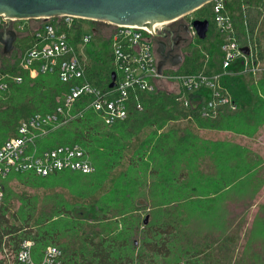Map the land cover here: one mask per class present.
<instances>
[{
	"label": "trees",
	"instance_id": "trees-1",
	"mask_svg": "<svg viewBox=\"0 0 264 264\" xmlns=\"http://www.w3.org/2000/svg\"><path fill=\"white\" fill-rule=\"evenodd\" d=\"M249 1L260 3L263 0ZM201 7L206 8L209 22L205 37L199 39L209 54L207 72L221 74L220 82L232 94L237 108L223 110L216 118L205 119L200 117L197 105H192L190 113L193 117L184 130H160L167 122L186 118L188 112L178 106L173 92L157 89L139 92L142 109L132 106L126 119L112 125L105 124L88 108L82 116L50 131L38 141L41 147L78 143L90 154L95 171L63 170L45 176L32 171L11 172L3 182L4 197L0 203V264H20L14 255L24 239L33 241L35 261L41 258L47 245H55L62 252L63 264H159L156 259L170 257L172 245L185 238V232L191 234V230L192 237L197 235V240L188 239L184 258L175 264H227L232 247L238 243L241 234L249 241L264 234V158L238 139H227L232 135L252 137L264 126V75L255 84L251 78L235 73L238 62L222 67V38L210 19L209 2ZM235 10L232 9L234 24L241 33V13ZM261 40H264V32ZM24 43L26 39L21 36L14 42L11 53L4 55L0 49V66L22 77L20 83L11 85L10 95L0 98V145L21 119L37 112H52L70 87L69 83L60 81L56 73L30 78L27 71L17 69L18 51ZM86 54L88 78L94 84L106 87L112 72L109 41L102 33H95L86 47ZM199 57L196 51L186 56L181 70H196ZM12 59L14 62L8 63ZM209 93L201 90L198 94L206 99ZM189 97L195 101V93ZM87 100V97H81L75 102L76 108L82 109ZM138 136L142 140L135 143V152L127 156L130 143ZM124 160L126 169L120 173L119 184L115 183L106 196L94 204L79 207V215L66 208L58 213L69 220L76 217L89 221L107 220L111 216L117 224L125 226L122 236L113 232L88 233L84 237L86 247L77 251L70 243L66 242V247L59 245L61 229L54 222L48 223L51 216L41 219L36 226L31 224L35 205L29 196L23 197L24 216L15 212L9 214L11 200L6 196V188L13 177L20 178L22 184H33L65 173L96 175L97 181L87 195L90 196L101 188L109 172L122 165ZM139 170L141 176H138ZM129 171L137 173L136 176H130ZM237 192L240 197L232 200ZM109 197L117 202L124 197L123 207L125 212L132 214V220L126 219L125 212H113ZM234 205L241 209L240 213L233 212ZM135 212L150 216L144 221L133 215ZM196 214L205 215L212 229L220 233L202 235L196 224ZM131 236L139 239L138 247L133 250L128 247L134 244L135 238L131 240ZM262 243L263 240L259 244ZM3 248L10 255V261L6 260ZM263 254L258 253V257Z\"/></svg>",
	"mask_w": 264,
	"mask_h": 264
},
{
	"label": "built area",
	"instance_id": "built-area-1",
	"mask_svg": "<svg viewBox=\"0 0 264 264\" xmlns=\"http://www.w3.org/2000/svg\"><path fill=\"white\" fill-rule=\"evenodd\" d=\"M232 9L241 13V33L234 24ZM209 12L214 28L222 38V67L227 68L238 62L235 73L251 78L257 84L264 75V40H261L264 32V0L260 3L249 0H211ZM191 14L143 27L71 14L21 19L0 13V31L8 25L7 28L15 32L16 39L21 36L26 39L17 69L27 71L30 78L56 73L60 81L70 84L62 102L52 112H37L21 119L0 145V203L4 197L3 182L11 172L32 171L45 176L63 170L81 173L95 171L90 154L80 144L43 148L38 142L50 131L82 116L88 108L97 113L105 124L112 125L126 119L132 106L142 109L138 100L139 92L166 89L175 94L174 100L178 106L188 112L186 119L193 117L190 113L192 105H197L200 117L205 119L216 118L223 110L234 111L237 103L222 86L221 74L207 72L209 54L199 42L193 24L194 20H207V10L204 7L199 15ZM179 20L187 29L190 47L200 56L199 67L194 71L181 70L184 59L182 53L179 63H164L161 69L158 68L160 58L155 53L153 37L163 31L165 25ZM97 32L109 41L111 73H114V78L110 76L109 81L113 83L112 86L100 87L86 73L89 66L86 47ZM21 81L19 74L0 66V98H6L11 85ZM201 90H208L209 97L205 99L202 94L199 95ZM191 93H195V101L190 99ZM81 97H87L88 100L79 109L75 102ZM3 253L6 260L10 261L5 248ZM14 256L20 264H63L62 252L55 245H47L41 252V258L35 261L33 241L30 239L20 243Z\"/></svg>",
	"mask_w": 264,
	"mask_h": 264
},
{
	"label": "rangeland",
	"instance_id": "rangeland-1",
	"mask_svg": "<svg viewBox=\"0 0 264 264\" xmlns=\"http://www.w3.org/2000/svg\"><path fill=\"white\" fill-rule=\"evenodd\" d=\"M204 8V7H203ZM203 8L199 7L196 10H193L189 14L191 15H199ZM186 16V15H185ZM34 22V21H32ZM190 40L188 39L183 44L182 54L184 58L186 56L192 55L195 51L189 45ZM186 47H189L185 49ZM22 50L18 51L17 61L21 56ZM14 62V60H9L8 63ZM10 95V94H9ZM8 96V95H7ZM190 124V119L180 118L178 120L170 121L164 124L160 128V130H166L167 128H172L173 130H177L181 132ZM202 130V129H201ZM200 134V133H199ZM144 138V137H143ZM227 139H238L241 144L247 145L256 151L259 155L264 158V126H262L258 132L252 137H246L241 135H232ZM141 137H135L133 141L130 143V147L127 151V156L132 155L135 151V143L140 142ZM141 168V167H140ZM126 169V161L124 160L122 165L117 166L115 169L109 172L107 178L103 179V185L99 188L93 195L87 196L89 194V190L93 187V183L97 180L94 176H84V175H75V174H60L58 176H52L50 178L44 180H38L33 184H22L20 178L13 177L7 182L6 188V196H8L9 200H11L10 204V215L15 212L18 216H24V208L22 207L24 204V196H29L32 199L35 208L32 210L33 221L32 225L36 226L39 224L38 222L45 217L51 216L48 223L56 224L61 230L60 236V244L61 246L66 247V242L70 243L77 251L83 250L86 247V243L84 237L86 234L91 233H103L109 234L113 232L114 235L122 236L125 231L124 225L117 224L113 219V217L108 216L107 220H81L76 217V219L69 220L68 217H63L62 214H58L62 209H70L75 214H78L80 210L79 207H84V205L94 204L101 197H104L108 194L111 188L115 185V183L119 184L121 172ZM139 169V168H138ZM138 176L142 175L141 170L137 171ZM99 173V172H98ZM137 173H133L129 171V175L135 177ZM149 179V176H148ZM31 185V186H29ZM8 189V190H7ZM234 193V196L231 198L232 200L238 199L240 194ZM135 196V194L133 195ZM139 197V195L137 196ZM123 199H118V202L112 200L109 197V201L111 203L113 212L123 213L126 209L123 207ZM260 198V197H259ZM257 201H261L259 199ZM240 200V199H239ZM238 200V201H239ZM133 204V202H131ZM234 213H240L241 209L237 208L235 205L233 207ZM204 213H202L203 215ZM126 219L132 220L130 212H125ZM133 215H138L141 220L147 221L149 218V214L146 215L144 212L139 214L135 212ZM196 224L197 227L202 230V235L206 233L216 234L220 233L216 229H212V225L207 221L206 216H201V214H196ZM239 218V216L237 217ZM37 221V222H36ZM118 221V220H116ZM58 223V224H57ZM19 224V223H18ZM259 228V227H256ZM185 232V231H184ZM190 233L185 232V238H180L174 245H172V254L167 259L157 258L159 264H175L179 260L184 258V248L187 247L186 243L188 239L193 238V241L196 242L197 235L192 237V230ZM255 234V233H254ZM201 235V237H202ZM241 237V236H240ZM135 236H131V240H133ZM264 242V234L262 236H257L249 241V238L244 237L240 239L238 245L232 247L231 256L228 258L227 264H249L251 262H258V264H264L262 261H258L255 258H258V253H264V243L259 244L260 241ZM134 244H129V250H133L134 247L137 248L139 245V239L135 238L133 240Z\"/></svg>",
	"mask_w": 264,
	"mask_h": 264
},
{
	"label": "water",
	"instance_id": "water-1",
	"mask_svg": "<svg viewBox=\"0 0 264 264\" xmlns=\"http://www.w3.org/2000/svg\"><path fill=\"white\" fill-rule=\"evenodd\" d=\"M211 0H0V13L21 19L47 18L59 14H71L85 18L106 20L115 24L151 27L154 23L169 21L198 9ZM199 38L208 30L207 20L193 22ZM6 25L0 31L2 54L11 53L16 34ZM162 44L157 52L161 55L158 68L164 64ZM181 60L180 55L172 64ZM114 78V73H111ZM112 82L108 86H112Z\"/></svg>",
	"mask_w": 264,
	"mask_h": 264
},
{
	"label": "flooded vegetation",
	"instance_id": "flooded-vegetation-1",
	"mask_svg": "<svg viewBox=\"0 0 264 264\" xmlns=\"http://www.w3.org/2000/svg\"><path fill=\"white\" fill-rule=\"evenodd\" d=\"M187 36V29L183 27L182 20L165 25L163 31L156 33L153 37L157 57L161 59V55L157 50L162 44V56L165 57L164 63L172 64V59L176 55H181Z\"/></svg>",
	"mask_w": 264,
	"mask_h": 264
},
{
	"label": "crops",
	"instance_id": "crops-1",
	"mask_svg": "<svg viewBox=\"0 0 264 264\" xmlns=\"http://www.w3.org/2000/svg\"><path fill=\"white\" fill-rule=\"evenodd\" d=\"M263 195H264V192H263ZM263 195H262V197H263ZM244 230V229H243ZM243 238V234H241V237H240V239H242ZM239 239V240H240ZM239 242V241H238ZM236 245H238V243L236 244ZM235 245V246H236ZM232 253V252H231ZM229 256H231V254L229 255ZM256 260H258V261H262V262H264V254L262 255V256H259L258 258H255Z\"/></svg>",
	"mask_w": 264,
	"mask_h": 264
}]
</instances>
